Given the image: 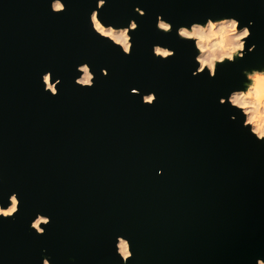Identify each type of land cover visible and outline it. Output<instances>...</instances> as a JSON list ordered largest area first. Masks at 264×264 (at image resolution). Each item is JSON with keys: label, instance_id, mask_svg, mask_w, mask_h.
Here are the masks:
<instances>
[{"label": "water", "instance_id": "1", "mask_svg": "<svg viewBox=\"0 0 264 264\" xmlns=\"http://www.w3.org/2000/svg\"><path fill=\"white\" fill-rule=\"evenodd\" d=\"M0 0V202L19 193L13 218L0 219V264H121L116 236L130 239L129 264H256L264 258V144L219 104L245 67L264 65V0H108L105 23L136 19L130 56L91 30L96 0ZM143 8L140 16L134 8ZM208 15L255 21V52L192 76L189 43L155 28ZM175 49L160 60L152 45ZM89 62L95 86L75 84ZM108 68L109 75L101 74ZM62 79L59 94L40 76ZM155 91L145 105L140 95ZM157 169H163L158 175ZM51 216L43 235L29 228Z\"/></svg>", "mask_w": 264, "mask_h": 264}, {"label": "clouds", "instance_id": "2", "mask_svg": "<svg viewBox=\"0 0 264 264\" xmlns=\"http://www.w3.org/2000/svg\"><path fill=\"white\" fill-rule=\"evenodd\" d=\"M108 0H96V7L90 12L88 20L91 30L101 39H106L114 48H118L123 54L130 56L134 49L133 36L130 35L138 29L136 19H130L127 26H117L112 23H105L101 18V10L107 5ZM50 10L54 14H61L66 11V0H50ZM135 13L141 17L146 15L143 8L136 6ZM255 21L249 19L246 23L234 15L216 16L208 15L203 21L194 20L186 24L174 25L171 20L166 19L164 14L156 16L155 28L163 34L175 32L177 37L190 44L193 52L194 62L198 65L192 71V76H199L205 73L210 79L217 77L218 69L221 66L235 64L245 58L248 54L257 49L256 43L246 47L252 36V28ZM152 54L160 60H168L175 56V49L161 43L152 45ZM76 70L80 73L75 78V84L81 87L92 88L95 86L96 74L89 62L77 64ZM102 75H109L108 68H101ZM44 91L52 96L59 94V85L62 79L55 76L52 71H45L40 76ZM131 93L140 95L142 102L151 106L158 100L155 91H148L141 94L138 88H132ZM219 104L227 106L232 112L230 119L233 122L240 121V127L247 130L250 138L260 144H264V65L245 67L241 71L240 84L232 88L227 95L219 97ZM157 174H163V169H157ZM4 183V177L0 175V184ZM5 202H0V219L13 218L18 214L21 207V199L18 192H11ZM51 216L43 212H37L31 220L29 228L35 234L43 235L47 226L51 223ZM41 264H52V257L42 250ZM115 254L120 258L121 264H129L134 258L133 246L126 235L116 236ZM72 264H76L73 258ZM256 264H264V258H257Z\"/></svg>", "mask_w": 264, "mask_h": 264}]
</instances>
